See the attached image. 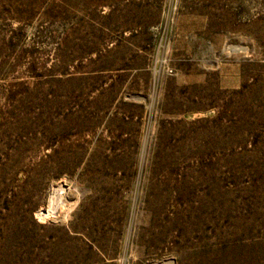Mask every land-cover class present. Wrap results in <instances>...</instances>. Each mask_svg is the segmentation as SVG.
<instances>
[{"label": "rangeland", "instance_id": "rangeland-1", "mask_svg": "<svg viewBox=\"0 0 264 264\" xmlns=\"http://www.w3.org/2000/svg\"><path fill=\"white\" fill-rule=\"evenodd\" d=\"M0 264H264V0H0Z\"/></svg>", "mask_w": 264, "mask_h": 264}, {"label": "bare ground", "instance_id": "bare-ground-1", "mask_svg": "<svg viewBox=\"0 0 264 264\" xmlns=\"http://www.w3.org/2000/svg\"><path fill=\"white\" fill-rule=\"evenodd\" d=\"M60 200V199H59Z\"/></svg>", "mask_w": 264, "mask_h": 264}]
</instances>
